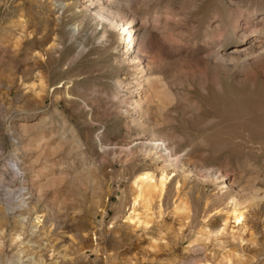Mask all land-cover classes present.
<instances>
[{
	"label": "rangeland",
	"instance_id": "1",
	"mask_svg": "<svg viewBox=\"0 0 264 264\" xmlns=\"http://www.w3.org/2000/svg\"><path fill=\"white\" fill-rule=\"evenodd\" d=\"M83 1L0 0V170L10 168L11 153L21 158L23 140L41 131L21 134L18 123L45 114L74 128L96 181L79 194L41 191L35 208L46 211L41 230L32 221L19 230L0 213V264H225L226 255L234 256L232 264H264V207L253 210L258 198L264 201V50L242 68L214 73L197 58L216 42L225 51L243 34L249 42L264 32V0H136L137 20L170 75L183 81L168 129L177 155L195 173L174 178L160 199L146 191L134 208L132 175L147 160L144 148L162 143L137 140L128 147L139 148L120 157L128 141L122 118L98 90H113L111 79L123 75L112 58L126 33L82 17ZM77 24L75 41L68 30ZM39 48L43 57L36 60ZM16 172L14 178L7 171L8 186L0 187L15 200L25 191ZM231 197L245 207L247 221L240 227L231 220L222 231ZM132 208L140 224L127 221ZM15 233L20 238L12 241Z\"/></svg>",
	"mask_w": 264,
	"mask_h": 264
},
{
	"label": "bare ground",
	"instance_id": "2",
	"mask_svg": "<svg viewBox=\"0 0 264 264\" xmlns=\"http://www.w3.org/2000/svg\"><path fill=\"white\" fill-rule=\"evenodd\" d=\"M136 3V0H84L80 7L82 17L92 16L100 23L105 22L109 29L121 30L126 33V35L119 34V39H123V42L115 47L112 58L113 65L117 70H122L123 75L115 74L114 78L111 79L113 90H98L99 94L114 106V114L122 118L128 141L121 144L120 157H127L133 153L135 148H139L138 146L128 147L134 141H158L162 143L157 146L154 145L155 147L144 148V158H147V160L143 168L136 170L132 175V185L135 186V193L132 194L131 198L133 208L140 202L146 191L160 199L165 195L174 178L177 181H184L195 173V166L187 163L186 158L183 159L177 155L175 145L171 143L172 134L168 129L171 116L175 115H172L174 107L176 104H181L178 102L182 99L179 97L176 85H180L183 81L180 80L179 82L176 77L170 75L166 62L160 57L159 50L151 44V36L148 30L137 20ZM68 32L71 35L70 37L76 41V34L80 32L79 24L69 27ZM104 32L101 38L104 36ZM256 32L250 35L252 39L249 42H247V35L243 34L240 38L241 41H234V46L225 51L222 49L223 45L216 42L213 47L197 58L210 73H214L219 69H225L226 71L242 68L254 59L255 52L264 50V32L260 30ZM57 45L58 42L53 44L52 49H55ZM172 47L177 49L178 45L174 44ZM36 52V55L34 54L36 60L43 57V49L39 48ZM38 63L34 62L32 65L33 70ZM36 128H40L41 131L23 140L21 158L13 157V153H11L10 168L7 165L0 170V187L8 186L4 177L7 171L10 170L14 178L17 176L16 171H21L20 178L23 179L25 191H20L16 200L12 196L9 197V195L5 196L0 193L2 218L6 221L14 219L19 230L25 229L31 221V228H35L34 231L44 228V214L46 211L40 214L35 208L37 203L42 202L41 191H44L45 188L53 187L55 190L66 193L79 194L87 191L86 186L94 187L96 182L92 169L88 167L81 150L83 142L71 125L64 120H54L52 116L48 117L45 114L37 117L34 123H18V130L21 134ZM156 148H160L159 151L153 152L152 149L155 150ZM28 151H34L36 155H26ZM74 152L79 159V166L77 167L70 160ZM158 153L159 155H154ZM53 155L58 157L57 160H51ZM63 166L68 167L69 170L65 171ZM31 167L34 172L28 174L27 171ZM207 172L206 177L208 176ZM170 176L174 177L171 179ZM216 178L214 177L213 180H216ZM84 185L86 186L84 187ZM102 187L98 190H101ZM56 197L54 193L52 198L55 199ZM95 198L97 199V197ZM262 200L263 198L260 197L254 203V211L264 207V201ZM229 205V210L224 212L225 218L221 228L222 231L231 220L234 226L240 227H244L247 221V211L238 200L231 197ZM133 208L126 217L127 221H135L140 224L141 221L138 218L136 219ZM43 209L48 210L49 206L44 204ZM32 214L35 215L31 219ZM126 234L131 236L128 233ZM19 238L20 233H15L12 241H17ZM222 261L225 264H232L234 256L226 255L222 257Z\"/></svg>",
	"mask_w": 264,
	"mask_h": 264
}]
</instances>
